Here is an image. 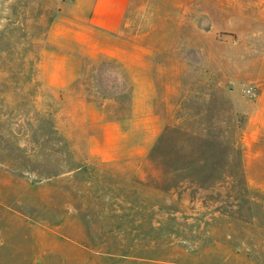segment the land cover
<instances>
[{
    "label": "rangeland",
    "instance_id": "rangeland-1",
    "mask_svg": "<svg viewBox=\"0 0 264 264\" xmlns=\"http://www.w3.org/2000/svg\"><path fill=\"white\" fill-rule=\"evenodd\" d=\"M90 3L0 0V264H264V159L246 167L244 118L198 62L179 63L177 87L146 112L116 95L115 48L93 44L107 37L90 29ZM171 18L123 34L192 33ZM101 114L124 134L110 161Z\"/></svg>",
    "mask_w": 264,
    "mask_h": 264
},
{
    "label": "crops",
    "instance_id": "crops-1",
    "mask_svg": "<svg viewBox=\"0 0 264 264\" xmlns=\"http://www.w3.org/2000/svg\"><path fill=\"white\" fill-rule=\"evenodd\" d=\"M149 14L171 15L172 24L192 33L170 42L125 37L124 30H134L133 22L137 18L145 22ZM88 24L94 34L107 37L106 42L92 40L94 45L115 48L112 53L105 54L120 69L113 73V78L115 88L123 91L115 94L124 96L132 91L133 104L138 111L148 110V101H153L148 99L150 94H163L164 88L177 87L179 63L187 64L188 69L192 68L189 64L202 63L217 79V91L223 103L244 118L242 155L247 168L258 167L259 160L264 159V0H160L157 3L152 0H91ZM216 32L219 39L215 38ZM153 46L188 49L185 54L166 49L151 54L149 47ZM201 46L209 49L202 50ZM190 54L193 59L187 57ZM212 63H217V68H210ZM159 74L162 76L160 87L157 86L160 91L155 90L154 81V76L158 78ZM166 78L168 82L164 84ZM247 88L255 89L254 98L245 95ZM207 101L211 107L210 96ZM104 105L102 112L107 110ZM101 118L106 121L101 127L100 153L103 161H110L114 159V146L123 141L124 134L118 119H110L107 114H101Z\"/></svg>",
    "mask_w": 264,
    "mask_h": 264
},
{
    "label": "built area",
    "instance_id": "built-area-1",
    "mask_svg": "<svg viewBox=\"0 0 264 264\" xmlns=\"http://www.w3.org/2000/svg\"><path fill=\"white\" fill-rule=\"evenodd\" d=\"M244 93L249 98H254L256 96L255 89H253V88H247V89H245Z\"/></svg>",
    "mask_w": 264,
    "mask_h": 264
}]
</instances>
